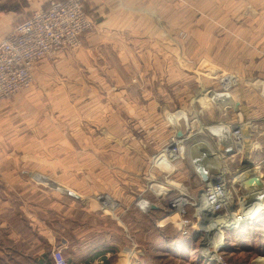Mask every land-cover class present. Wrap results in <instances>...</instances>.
I'll list each match as a JSON object with an SVG mask.
<instances>
[{
	"label": "crops",
	"instance_id": "1",
	"mask_svg": "<svg viewBox=\"0 0 264 264\" xmlns=\"http://www.w3.org/2000/svg\"><path fill=\"white\" fill-rule=\"evenodd\" d=\"M48 2L0 0V40L16 21L45 8ZM84 8L94 21V28L84 34L82 45L37 62L33 69L34 85L0 104V125L7 132L0 146L8 148L6 155H0V164H4L0 165V179L6 182V186L0 183V195H6L0 200V264H53L51 250L61 238L67 240L64 255L69 264H115L120 261V253L127 250V218H103L101 208L95 202L86 203L73 187L61 181L62 175H54L58 182L50 179L51 174L41 176L46 183L51 181L73 190L79 198L45 183L40 188L16 186L17 182L10 188V178L16 179L10 171L15 152L24 163H71L72 172L85 168L89 174V167L78 164L104 162L105 156L109 157L111 115L168 114L153 131L162 127L168 135V130L170 136L176 135L173 124L179 127V122L174 123L172 117L179 110L171 111L168 103L158 100H168L169 90L163 92L164 84L177 80L173 53L169 59V52L175 49L170 36L238 34L239 19H247L251 22L246 27L247 34L262 35L264 51V22L262 26L256 25L259 19L264 20V0H84ZM208 19L222 21L214 23L217 26H207ZM158 52H163L160 59ZM222 76L233 79V85L239 80L234 75ZM222 81L221 77V84ZM250 81L254 83L255 79ZM256 81L261 82L262 95L264 80ZM222 94L233 98L223 88L207 92L204 104L212 98L223 104L227 100ZM49 101H54L58 108H51L54 102ZM227 108L219 105L217 110ZM67 113L69 124L63 117ZM181 119L186 123V117ZM219 125L229 126L219 122L200 129L209 132V128ZM120 126L127 131L125 122H119L117 127ZM139 131L142 132L141 128ZM200 140L199 144H207ZM96 147L106 149L100 152ZM216 147L218 153L212 149L211 155L220 160L223 154ZM46 188L59 192L53 201L46 197L50 193ZM10 196L17 198L10 201ZM144 219L148 229L159 225L151 215ZM129 224L138 228L142 222L140 219L137 224ZM136 254L128 252V262L132 260L133 264ZM114 257L116 262L112 261Z\"/></svg>",
	"mask_w": 264,
	"mask_h": 264
},
{
	"label": "rangeland",
	"instance_id": "2",
	"mask_svg": "<svg viewBox=\"0 0 264 264\" xmlns=\"http://www.w3.org/2000/svg\"><path fill=\"white\" fill-rule=\"evenodd\" d=\"M207 21V26H210L222 20ZM263 22V19H259L256 25L262 26ZM250 23V20L239 19L238 34L170 36L175 49L169 52V59L173 53L177 80L174 84H164L163 92L169 90L168 100H158L168 103L169 109L173 108L171 111L186 113V123L183 119L178 120V128L183 135L177 150L180 152L179 157L171 159L166 153L175 134L170 136L171 131L168 130V135L161 130L162 127L157 132L153 131L159 126V120L164 117L167 119L168 114H116L111 115L109 157L105 156L104 162L78 164L80 167H89V174L84 171L85 168L72 172L71 163H24L21 155L15 152L10 171L13 170L16 179L10 178V188L17 182L16 186L44 188V182L37 181L32 175L51 174L53 177L50 179L58 182L59 179L54 178L57 173L63 176L61 181L73 187L86 203L95 202L104 212L103 218L125 216L127 250L120 253L117 258H120L119 262L113 258L115 264H132V260H127L128 252L138 254L133 264H264V205L256 202V207L250 211L242 208L253 199L246 197L248 192L242 183L243 178L257 173L264 185V98L260 93L261 82L256 81L264 80L263 36L247 34L246 27ZM158 53V59L162 58L163 52ZM223 74L239 77L229 90L236 100V109L229 107L223 111L217 110L219 105L211 99L204 104L207 92L223 89L220 82L221 77L224 79ZM252 79L256 82H251ZM50 107L58 108L55 102ZM63 117L69 124L70 114ZM94 118L97 124V116ZM119 122L128 125L127 131L122 130V126L117 127ZM219 122L229 126L241 125V131L247 136V151L245 149L238 153L237 147H233L230 154L221 156L223 160L218 159L214 172L217 174L225 170V190L230 194V202L222 200L223 204L214 211L207 207V191L211 185L209 180L216 175L211 172L208 173V181L203 178L202 171L191 162L190 150L194 142L202 139L207 142L210 152L215 149L217 154V138L210 132H202L200 126ZM4 128V125H0V140H6ZM227 136H230L229 133ZM95 149L101 152L106 148ZM7 150L6 146H0V155H6ZM0 183L6 186L4 180L0 179ZM152 184L166 187L169 192L159 194V191L152 190ZM46 190L50 192L46 197L49 196L52 201L59 194ZM5 197L0 195V200ZM14 197L17 198L10 196V201H14ZM177 198L186 201L179 211L168 205ZM112 207L115 209H108ZM150 215L159 222L156 229L149 227L151 233L144 223V218ZM235 216H238V221L230 223ZM95 219L98 220V216ZM140 219L141 227L135 228L129 224H137ZM220 222L225 224L219 226ZM111 228L116 229L112 224Z\"/></svg>",
	"mask_w": 264,
	"mask_h": 264
},
{
	"label": "built area",
	"instance_id": "3",
	"mask_svg": "<svg viewBox=\"0 0 264 264\" xmlns=\"http://www.w3.org/2000/svg\"><path fill=\"white\" fill-rule=\"evenodd\" d=\"M93 28L94 21L84 8V0H49L45 8L32 11L28 17L14 24L0 40V104L32 86L37 62L48 60L58 52L78 49L84 34ZM232 126L231 142L236 147L235 144L243 139H240L243 132L239 125ZM177 141H182V138L174 135L166 148L171 159L179 157ZM212 187L207 191L209 204L214 200ZM213 188H217L213 190L216 194L226 192L220 186ZM66 246L67 240L61 238L52 248L53 264H69L64 255Z\"/></svg>",
	"mask_w": 264,
	"mask_h": 264
},
{
	"label": "bare ground",
	"instance_id": "4",
	"mask_svg": "<svg viewBox=\"0 0 264 264\" xmlns=\"http://www.w3.org/2000/svg\"><path fill=\"white\" fill-rule=\"evenodd\" d=\"M222 84H223L224 92L228 93V91L230 90L231 86L233 85V79H231V78H224L223 81H222ZM262 95L264 96V92H263ZM222 96H224V99L227 100V101H224L223 104L221 102L216 101L215 99L213 100V98H212V101L215 102L216 104H219L220 106H226L227 104L229 105V104H233L234 103L233 98L230 97L229 94H222ZM183 116L186 117V115L184 113H182V111H177L176 113L173 114V117H172L173 119L172 118H170V119H172L174 121V123H177L178 120H179V118H182ZM176 126H178V125L176 124ZM228 127L229 126L224 127V125H219L218 127L209 128V132L213 136L228 135V129H229ZM232 127H234V126H232ZM231 135L232 134H231V126H230V136H229L230 139L232 137ZM245 136H244V134H243V136L240 134V139L242 137H243V139H242V141L237 142V144H235L236 147H237L238 153H242V151H244L245 149L247 151V145H245V143L247 142V139H246L247 136L246 137ZM181 142L182 141H177V144H178L177 147H179V145L181 144ZM217 145L220 148L222 154H224L225 156H227L228 154L226 153V148L224 146L219 145V144H217ZM200 146H206L207 147V144L206 145L205 144H201ZM238 147H240V149ZM231 148H233V144H232ZM178 150H179V148H178ZM218 161L219 160H216L217 163H218ZM201 171H202L201 172L202 177L207 180L208 173L205 172V171H203V170H201ZM213 175H216V176L211 177V179L209 180L210 181V184H211L209 187H212V186L213 187L214 186H220L221 188H225V183H226L224 181V179H225L224 177H226L225 176V170H221L217 174L215 172H213ZM34 177L39 182L43 181L46 185L53 186V187H56L59 190H62V187H58L56 183L54 184L51 181H48L46 183L45 180H44V178H42V176H40L38 174H36ZM216 177H218V178H216ZM242 183H243L245 189L248 192L247 195H246V197L247 198H253L250 201L249 204L247 203L242 208L245 209L246 211H250L251 209H253V208L256 207V202H259L260 204H263L264 205V189H263V186L264 185H263L262 182H260L259 177H258V174L257 173H253L249 177H244ZM213 187H212L213 190L214 189L215 190L217 189V188H213ZM151 188H152V190H155L157 192L159 191V194H162V193H164V188L165 187H163L161 185H157V184H152L151 185ZM213 190H211V193H215L213 195V199L214 200H212L211 203L207 205V207H209L211 210L214 209V211H215V209H216L217 206L220 207L222 205V203H220V201L225 200V201H227V203L230 202V194L228 192H225V193H222V194H216V192H214ZM218 203H220V204H218ZM244 203H246V200H245ZM185 204H186V201L183 198H177V199H174V200H172L171 202L168 203V205H169L170 208L175 209V210H178V211L180 209H182L185 206ZM215 204H218V205H215ZM145 207L146 208L148 207V203H146ZM238 219H239L238 216H235L230 221V223H233L234 224V223H236L238 221ZM219 224H220L219 226H222L225 223L220 222ZM213 247H215V246H213Z\"/></svg>",
	"mask_w": 264,
	"mask_h": 264
},
{
	"label": "water",
	"instance_id": "5",
	"mask_svg": "<svg viewBox=\"0 0 264 264\" xmlns=\"http://www.w3.org/2000/svg\"><path fill=\"white\" fill-rule=\"evenodd\" d=\"M226 106L231 107L233 109L237 108V103L233 104H227ZM177 130V137H182V131H180V128L176 127ZM217 142L219 145L224 146L226 148V153L230 154L232 151V142L229 136L227 135H221L217 137ZM200 140H197L194 142V144L191 145L192 149L190 150V159L194 167L199 168L200 170H203L207 173L214 172L217 168V162L214 159V157L211 155L210 149L206 146H200L201 144ZM199 145V146H198ZM190 147V148H191ZM62 192L68 196H71L73 198H79L80 196L74 192L73 190L69 188L62 187ZM164 192H169L168 188H164ZM153 207V206H152Z\"/></svg>",
	"mask_w": 264,
	"mask_h": 264
}]
</instances>
